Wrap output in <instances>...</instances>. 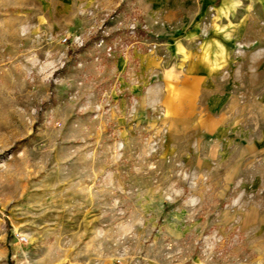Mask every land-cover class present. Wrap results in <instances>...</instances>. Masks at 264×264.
<instances>
[{
  "label": "rangeland",
  "instance_id": "rangeland-1",
  "mask_svg": "<svg viewBox=\"0 0 264 264\" xmlns=\"http://www.w3.org/2000/svg\"><path fill=\"white\" fill-rule=\"evenodd\" d=\"M225 103L264 119V0H0V264H264Z\"/></svg>",
  "mask_w": 264,
  "mask_h": 264
},
{
  "label": "crops",
  "instance_id": "crops-1",
  "mask_svg": "<svg viewBox=\"0 0 264 264\" xmlns=\"http://www.w3.org/2000/svg\"><path fill=\"white\" fill-rule=\"evenodd\" d=\"M241 115L246 113L248 106L246 103L237 102L235 107ZM220 117H210V122H203L202 119H198L196 122V128L202 127L205 129V133L209 134L208 140L209 148L215 149L218 146L219 155L217 156H204L202 160L205 161H231L241 164L246 161H262L264 160V119L256 118L254 125L247 130L240 129L243 122L251 121L249 116L246 118H240V115L236 114V117L232 115V106L224 104L221 107ZM235 112V111H234ZM224 113V114H223ZM238 116V117H237ZM255 119V116L254 118ZM218 123V127L215 125ZM211 124V125H209ZM240 131V132H239ZM230 153L234 156H228ZM231 165H227L229 167Z\"/></svg>",
  "mask_w": 264,
  "mask_h": 264
}]
</instances>
